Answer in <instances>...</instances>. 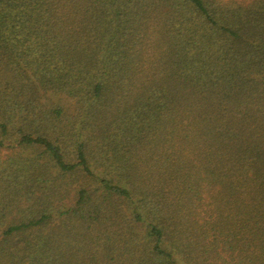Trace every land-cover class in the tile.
Masks as SVG:
<instances>
[{"label": "trees", "instance_id": "1", "mask_svg": "<svg viewBox=\"0 0 264 264\" xmlns=\"http://www.w3.org/2000/svg\"><path fill=\"white\" fill-rule=\"evenodd\" d=\"M0 264H264V0H0Z\"/></svg>", "mask_w": 264, "mask_h": 264}]
</instances>
